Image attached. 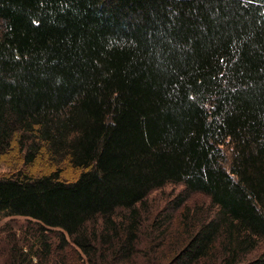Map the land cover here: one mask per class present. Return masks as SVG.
Here are the masks:
<instances>
[{
    "label": "trees",
    "instance_id": "trees-1",
    "mask_svg": "<svg viewBox=\"0 0 264 264\" xmlns=\"http://www.w3.org/2000/svg\"><path fill=\"white\" fill-rule=\"evenodd\" d=\"M14 148L0 264H264V0H0Z\"/></svg>",
    "mask_w": 264,
    "mask_h": 264
},
{
    "label": "rangeland",
    "instance_id": "rangeland-1",
    "mask_svg": "<svg viewBox=\"0 0 264 264\" xmlns=\"http://www.w3.org/2000/svg\"><path fill=\"white\" fill-rule=\"evenodd\" d=\"M61 167L63 168L61 172L62 177L66 180H71L74 172L65 166V164H62ZM19 169H24V173L28 172L29 174L32 173V175L38 176L43 171V165L35 163L30 168L24 167L21 162V154H19L16 148L10 150L5 155H0V177L12 175L14 171ZM182 190V185L168 183L162 188L151 192L148 195V200L152 206V210L162 207L166 201L179 195ZM186 202L188 206H201L209 211V202L207 198L201 195H191L187 197ZM29 223V220L20 216H0V252L9 249V243L10 245L24 243L22 235L24 230L32 227Z\"/></svg>",
    "mask_w": 264,
    "mask_h": 264
}]
</instances>
